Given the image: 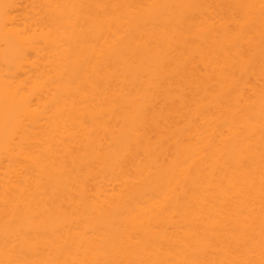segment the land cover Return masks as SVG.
Here are the masks:
<instances>
[{"label": "bare ground", "instance_id": "1", "mask_svg": "<svg viewBox=\"0 0 264 264\" xmlns=\"http://www.w3.org/2000/svg\"><path fill=\"white\" fill-rule=\"evenodd\" d=\"M0 264H264V0H0Z\"/></svg>", "mask_w": 264, "mask_h": 264}]
</instances>
